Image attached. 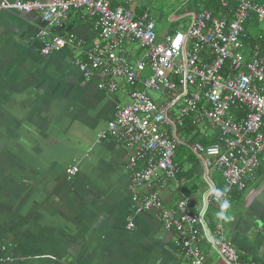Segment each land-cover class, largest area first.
<instances>
[{
    "label": "crops",
    "instance_id": "1",
    "mask_svg": "<svg viewBox=\"0 0 264 264\" xmlns=\"http://www.w3.org/2000/svg\"><path fill=\"white\" fill-rule=\"evenodd\" d=\"M148 1L139 0L137 14ZM62 26L40 13L0 14V264H188L157 212H136L130 151L112 137L99 142L117 109L130 104L126 85L110 93L99 88L98 77L85 80L76 63L87 58L77 50L41 54L43 29L75 34L87 47L100 42L94 22L80 13L72 12ZM182 163L181 190L194 197L198 215L206 171L190 154ZM72 164L79 173L69 180ZM217 173L212 177L221 189ZM196 174L203 186L189 187ZM161 195L169 207L182 199L174 183ZM229 204L230 219L218 218L220 206L211 205L205 221L213 230L222 220L226 241L242 260L264 264V155L246 190H234ZM202 247L207 264H223L210 244Z\"/></svg>",
    "mask_w": 264,
    "mask_h": 264
},
{
    "label": "built area",
    "instance_id": "2",
    "mask_svg": "<svg viewBox=\"0 0 264 264\" xmlns=\"http://www.w3.org/2000/svg\"><path fill=\"white\" fill-rule=\"evenodd\" d=\"M115 2L0 0V14L40 13L44 21L61 27L77 12L94 22L100 42L89 47L75 34L41 30V54L77 50L87 58L76 63L85 80L98 77L99 88L110 93L119 90L118 79L126 85L130 104L117 109L108 131L99 134V142L112 137L130 151L127 169L136 212L156 211L163 229L175 234V245L188 264H207L203 242L214 248L223 264H247L227 243L222 220L213 230L205 221L210 239L201 213L193 214L191 198L183 193L179 180L182 172L176 157L184 143L177 132L192 117L204 138L217 139L210 146L200 141L192 145L206 171L209 206H220L213 191L219 189L212 177L215 172L223 178V200L229 202L234 190H246L264 155V28L257 31L264 25V0H219V16L201 9L187 16V28L162 41L148 6L137 14L138 0ZM150 91L161 94L170 105L152 99ZM206 129L213 134L209 136ZM78 173V166L72 164L69 180ZM170 183L182 197L175 207L167 206L161 195ZM134 227L130 221L128 228Z\"/></svg>",
    "mask_w": 264,
    "mask_h": 264
},
{
    "label": "rangeland",
    "instance_id": "3",
    "mask_svg": "<svg viewBox=\"0 0 264 264\" xmlns=\"http://www.w3.org/2000/svg\"><path fill=\"white\" fill-rule=\"evenodd\" d=\"M145 1V0H144ZM139 2V0H138ZM148 7L150 8V16L155 22V32L158 36V38L162 41V39L168 35L170 32L176 31L178 29H181L183 27L187 28L190 20L188 19L189 14H197V4L199 5L201 3V0H149ZM145 5V4H144ZM264 28V25H260V27L257 29V31H262ZM249 29H252V26H249ZM256 31V32H257ZM160 41V43H161ZM119 83H122L121 79L117 80ZM149 95L154 100H159L162 102H165L167 106L170 105V102L166 101L161 94L156 92H149ZM172 111L177 112V107H174ZM213 132L212 130L210 131ZM178 138H182V142L186 140L191 145L194 144V142H190L191 136H186L185 134H180L177 132ZM186 144V143H184ZM185 148L181 150L180 157L186 154H193L195 158L197 155L192 151L190 146L184 145ZM197 171L201 172L203 169V165L197 164L196 166ZM218 174V173H217ZM222 178V177H221ZM223 181V178H222ZM203 178L200 175H195V178L193 179V184L189 187L193 186H203ZM206 185V184H205ZM191 201H194V197L191 198Z\"/></svg>",
    "mask_w": 264,
    "mask_h": 264
},
{
    "label": "trees",
    "instance_id": "4",
    "mask_svg": "<svg viewBox=\"0 0 264 264\" xmlns=\"http://www.w3.org/2000/svg\"><path fill=\"white\" fill-rule=\"evenodd\" d=\"M148 5V4H147ZM146 5V6H147ZM146 6H143V11L145 9ZM201 9H206V10H209L213 13L214 16H219L220 15V12H221V6H220V2L219 0H201V3L198 5L197 4V11L201 10ZM143 11H141V14L143 13ZM185 29V27L181 28V29H178L176 31H179V30H183ZM176 31H173L174 33ZM173 32H170L171 34ZM95 78V77H94ZM140 89V88H138ZM183 133L185 134L186 136H191V140L190 142H202L205 146H210V145H213L215 143H217V139L216 137H213V136H210V138H204L202 135H201V129L196 127L193 123V118L190 117L186 120L185 122V127L184 128H179L178 130V133L180 134ZM186 146H190L192 151H193V148H192V145L189 143L187 144ZM185 146L181 145L179 146V149L177 151V157H176V161L179 160V166L182 168V165H183V160L184 158L187 157V154L186 155H183L181 157V159H179L180 157V152L182 149H184ZM194 152V151H193ZM191 157L194 158V160L197 162V160L199 161L198 159V156L195 158V156L193 154H191ZM181 164V165H180Z\"/></svg>",
    "mask_w": 264,
    "mask_h": 264
},
{
    "label": "clouds",
    "instance_id": "5",
    "mask_svg": "<svg viewBox=\"0 0 264 264\" xmlns=\"http://www.w3.org/2000/svg\"><path fill=\"white\" fill-rule=\"evenodd\" d=\"M213 191L217 200L220 201V211L216 213L217 217L220 219H230V217H227L225 213V210L230 207V204L227 200L222 199L224 192L220 189H213Z\"/></svg>",
    "mask_w": 264,
    "mask_h": 264
},
{
    "label": "water",
    "instance_id": "6",
    "mask_svg": "<svg viewBox=\"0 0 264 264\" xmlns=\"http://www.w3.org/2000/svg\"><path fill=\"white\" fill-rule=\"evenodd\" d=\"M192 17H193V15H192ZM65 29H66L65 26H62L60 29H58L56 31H57V33H59L61 31H64ZM208 196H209V193L205 194L203 210H202V212L200 214V219H201V222L203 224V227H204V230H205L207 236L211 239L209 228H208V226H207V224L205 223V220H204L205 214H206V212L208 211V208H209Z\"/></svg>",
    "mask_w": 264,
    "mask_h": 264
}]
</instances>
